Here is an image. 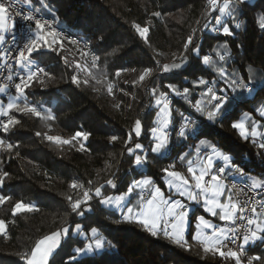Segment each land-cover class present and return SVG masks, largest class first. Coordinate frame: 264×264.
<instances>
[{
    "label": "trees",
    "instance_id": "16d2710c",
    "mask_svg": "<svg viewBox=\"0 0 264 264\" xmlns=\"http://www.w3.org/2000/svg\"><path fill=\"white\" fill-rule=\"evenodd\" d=\"M22 1L88 40L98 56L101 78L116 80L113 91L120 87V94L109 96L82 79L74 56L79 54L72 49L45 47L32 55L48 74L35 80L18 103L35 107L40 115L13 109L11 115L19 123L10 126L7 133L0 129V140L4 141L0 146V175L8 173L0 185V195L10 197L0 205V220L5 221V232L0 233V264H25L21 256L30 254L38 240L65 227L70 233L50 264H72L69 258L75 248L91 241L93 227L113 246L106 244L100 254L78 256L75 264H236L234 258L205 252L204 245L192 238V221L185 237L188 243L180 246L162 234L154 237L139 224L125 221L120 211L105 207L94 193L103 185L104 196L122 195L134 180L147 177L170 194L163 169L182 166L179 157L203 141L229 155L232 165H241L252 177L264 180V149L257 139L242 138L232 126L246 113L264 123L255 110V105L264 101V0H232L234 16L225 21L231 35L212 31L220 7L213 9L209 0ZM136 25L149 29L145 39ZM189 36L193 43L186 51ZM205 55L214 60L223 56L220 69L244 83L251 81L255 92L234 94L220 81L219 68L204 63ZM185 57L180 69L161 73L159 67L139 83L145 69H154L159 63L170 66ZM123 71L124 83L116 75ZM73 76L79 83L72 82ZM200 79L216 81V93L228 97L227 110L214 121L192 106L207 90V85L198 83ZM169 85L180 94L175 95ZM185 88L189 89L187 99ZM160 93L172 100L169 151L162 155L151 152L154 141L150 138L157 114L154 104ZM41 112L51 115V125ZM181 113L195 121V128L177 144V134L185 124ZM137 120L142 125L139 137L134 131ZM77 131L89 134L84 148L74 142L65 145L47 139L58 136L71 140ZM113 136L117 139L112 140ZM9 143L13 145L10 151L6 148ZM136 143L143 145L142 150H134L146 158L142 166H135L134 155L128 153ZM109 179L116 189L107 185ZM73 182L78 185L75 189L71 187ZM85 191L92 199L82 203L85 212L81 216L72 212L69 197L73 202L83 200ZM130 199L136 201V192ZM18 202L34 209L13 214ZM199 209L195 208L190 217L197 211L205 215ZM77 224L81 226L79 231ZM262 247L261 243L246 250L250 257L262 258L256 261L259 264H264Z\"/></svg>",
    "mask_w": 264,
    "mask_h": 264
},
{
    "label": "snow or ice",
    "instance_id": "6c2138e0",
    "mask_svg": "<svg viewBox=\"0 0 264 264\" xmlns=\"http://www.w3.org/2000/svg\"><path fill=\"white\" fill-rule=\"evenodd\" d=\"M209 3L213 6L217 4V0H209ZM228 7L227 4L224 7L220 8L219 11L223 13ZM37 11H39L37 9ZM20 15V13H16ZM154 15H159L155 13ZM230 15V13H229ZM23 22H25L24 27L28 29L27 41L23 43L22 46L17 45L16 52L18 53L16 57V64L25 69H29L27 75H21L19 82L15 84V91L17 93L16 97H13L10 102L7 103V107L0 108V116L8 117L7 120L0 121V126H2L3 132L7 133L10 126L19 123L18 120L9 116V112L13 109L17 111L34 113L36 116L40 115V112L37 111L35 107H29L25 104L24 107H21V104L17 102L20 97L25 96V90L32 86V81L37 76V72H43L42 68L37 70H30V66L33 61L30 59L34 53H38L40 50L47 48H52L54 44L59 43L58 33L55 29H52L48 21L45 19L35 18L33 15H23ZM34 21V23H33ZM215 23L217 25L221 24L219 16L216 17ZM136 31L141 37L146 38V34L149 32L147 27H141L136 25ZM207 27V25H205ZM239 27V25H237ZM15 30L16 23L11 15V5H7L4 2H0V42H4L6 35L11 33L12 39L15 40ZM213 31H216L214 28ZM222 34L231 35L230 29L225 24L222 28ZM193 43V37L189 36L187 43H185V50H189V45ZM54 50V49H53ZM193 51H196L193 49ZM185 58H182L180 63H173L172 65H164V72H171L174 69H180L183 65ZM224 57L221 56V60ZM205 64L209 62V57L205 55L203 57ZM77 67H80L77 65ZM151 69H145L144 73L139 77L141 81L149 75ZM117 76L120 75L119 72L116 73ZM219 75L222 82L226 85L228 89H231L233 92L237 90V87L252 93L255 92L254 85L251 81L249 83H243L242 80L238 81L235 77V74H232V78H228L223 70H220ZM11 78V77H9ZM73 83H79L76 76L72 77ZM43 83V81H40ZM87 83V81H84ZM200 85H207L208 81L205 79H200L198 81ZM213 85L217 82L213 81ZM172 88V91L179 95L178 89L174 86L169 85ZM4 88H0V92H4ZM112 89L109 88L111 93ZM155 91V90H153ZM184 98L187 99V94L189 89L185 88L183 90ZM161 99L155 101L156 105L163 106L160 108V113L164 114L163 127L151 128V139L154 141V145L151 148V152L154 154H160L163 150L166 149L169 139V131L165 129L168 128L169 119L171 112L169 110V104L167 102V94L160 93ZM214 101L215 103L211 105L212 110L207 111V119L209 121H214L217 116L227 110V105L229 103L228 97L226 94L217 95L216 89L214 87H207V92L202 93V100H197L193 106L195 112L203 114L206 111V102ZM184 119L185 124H183L179 129V136L185 137L186 130L188 125H194L195 121L190 120L189 117L184 116L183 113L180 114ZM247 115V114H245ZM264 115V113H262ZM233 128L239 130V134L242 138L248 139V133L245 128L244 122H235L233 123ZM142 125L139 120L135 123V135L139 137L141 135ZM39 135V133H37ZM89 134L81 131H77L71 140L61 139L58 136H48L47 139L50 141H55L61 144H71L74 140L82 138L84 141H87ZM252 136H255V131L252 132ZM117 137L113 136L112 140H116ZM132 140L131 133L129 134V143ZM4 145V141L0 140V146ZM259 147L264 149V143H260ZM7 150H11L13 145L11 143L6 145ZM81 148H84V145H81ZM143 145L136 143L134 149L132 147L128 148L129 155H134V165L142 166L145 163L146 158L141 155L135 154L134 150H142ZM213 153L215 157H221V153L216 151L213 148ZM224 161H228V156L222 157ZM187 171L191 174L189 179L179 171L170 170L169 168L163 169L164 176L167 179L164 181V184L168 189L171 190L170 194H166L161 187L156 186L154 181L151 178H142L134 180L127 187V191L122 195L117 196H104L102 193L103 185L95 188V197L100 198V203L106 206H112L121 209L122 217L125 221L133 222L139 224L143 227L148 233L152 236H160L161 234L170 239L173 243L186 246L188 241L185 238L186 225L188 224L189 213L186 210V205L181 201L175 199L176 195H179L182 198L187 200L200 203L203 202V207L206 212L209 213L212 217H218L221 221H229L235 223L236 221L246 222V234L243 236V244L241 245V251L244 245H247L250 241H255L257 239H264V236L258 235L264 233V211L258 212L255 206L249 207L248 201H244L243 204L239 202H233L232 198V189L228 188L223 181V174L225 173V167L221 166L214 171V157L207 156L206 160L199 164L198 171L192 166V162L189 161V166ZM236 172L241 173L239 168L235 169ZM8 175L7 172H4L0 175V185L3 184L4 177ZM210 179H206L209 177ZM91 183V182H89ZM107 185L112 189H116L117 185L112 179L107 181ZM73 189L77 188L78 185L76 182L71 184ZM82 187V185H81ZM234 187V186H233ZM253 189L264 190V182H257L253 180L252 182ZM138 190V191H137ZM133 192L137 194V201L133 204L130 199ZM226 197V202H222L221 198ZM10 197L0 195V204L4 203ZM92 199L88 191L83 193V200L77 199L74 202L72 198L69 197L70 207L72 212L78 215H84L85 210L81 208L82 203H87ZM257 202L253 200V204ZM132 205V206H129ZM259 207L264 209V202H259ZM33 206L25 204L23 202H18L13 208V214L20 211H32ZM90 210V209H88ZM201 225L206 229H212V235L210 237H201L200 228ZM80 225H76V230H80ZM5 230V221L0 220V233ZM233 236L236 235L238 229H229ZM70 233V229L65 227L61 230L52 232L50 235L44 236L42 239L38 240L34 247L31 249L30 254L26 253L21 256V259L25 261V264H50V258L61 246V242L66 238ZM92 239L90 242L85 244L83 247H77L74 250V254L69 258L72 264H75L76 258L78 256H87L89 254H100L104 251L106 244L108 247H112L111 241H106L98 235V229L93 227L91 229ZM196 240H201L204 245L205 252L218 253L221 257L224 258H234L236 264H241L240 252L234 250L224 251L223 248L226 247L224 244L225 240L231 239L224 228H216L209 221L206 220L203 216L199 217V223L196 224V234L192 237ZM235 243V240H232ZM262 258L260 256H252L248 258L247 264H253V261H260Z\"/></svg>",
    "mask_w": 264,
    "mask_h": 264
},
{
    "label": "built area",
    "instance_id": "2783aa9c",
    "mask_svg": "<svg viewBox=\"0 0 264 264\" xmlns=\"http://www.w3.org/2000/svg\"><path fill=\"white\" fill-rule=\"evenodd\" d=\"M0 2H4L6 6L9 4L11 5V15L16 23L15 40L12 39V34L9 33L7 34L4 43L0 45V88L5 89L4 92L0 93L3 94L4 99L8 100L17 94L15 91V84L19 82L21 75L26 76L27 72L29 71V69L19 67L15 62L18 55L16 52L17 45L22 46L23 43L27 41L28 29L24 27L25 22L22 20L23 15L31 14L35 18L47 20L51 28L55 29L58 33L59 43L54 44L55 46H58L62 49H65L66 46H76L83 49L86 55L96 61V53L94 52L90 42L84 37L72 33L67 28L60 27L53 19L45 16L40 11H37V9L27 5L22 0H0ZM16 13H20V15H16ZM30 59L33 61L30 66V70L34 71L40 68L44 70L43 72H37V76L34 79L44 77L48 74L44 66L34 61L32 57H30ZM4 119L5 117L0 116V121H4ZM208 155V152H200V159L204 158L205 160ZM221 166V163L215 164L214 171ZM236 168H239L243 174L236 172ZM225 169L226 171L223 174V181L228 188L232 189L231 195L233 202H239L243 204L244 201H248L249 207L255 206L258 212L264 211V209L259 207V202H264V190L252 188V176L241 165H232L230 167H226ZM206 179H210V176L206 177ZM262 182H264V180H262ZM253 200H255L257 203L253 204ZM233 228L238 229V232L235 236H233L231 231L228 232L227 235L231 239L224 241L226 247L223 249L225 251L234 250L240 252L241 263L247 264L248 258L250 256L247 254V249L245 246H243L241 251L243 236L246 234V222H231L229 229ZM233 239L235 240V243L232 242Z\"/></svg>",
    "mask_w": 264,
    "mask_h": 264
},
{
    "label": "rangeland",
    "instance_id": "374dc122",
    "mask_svg": "<svg viewBox=\"0 0 264 264\" xmlns=\"http://www.w3.org/2000/svg\"><path fill=\"white\" fill-rule=\"evenodd\" d=\"M222 1V3L221 4H219V2H220V0H217V4L215 5V6H213V5H211L210 3H209V5L213 8V9H215L216 7H220V8H222L223 7V3L224 2H226V1H230V0H221ZM235 9V7L233 6V10L231 9V7H227L226 9H225V11L223 12V13H221V16H223V15H226V14H228V18H230V17H233L234 16V14H233V12L235 11L234 10ZM229 13H230V15H229ZM233 14V15H232ZM215 29H216V31H214L215 33H221L220 32V27H215ZM212 31H213V29H212ZM147 35V34H146ZM142 38H144L145 39V37H142ZM53 46H55V45H53ZM47 48V47H46ZM62 49V48H61ZM74 50V52H78L77 54H79V55H74L75 56V58H76V66L77 65H79L80 67H77V71H78V74H79V76L82 78V79H84V80H87V81H91L94 85H96L97 87H99V88H102L105 92H106V94H108L109 96L110 95H114V96H117L118 94H120L119 92H120V87H119V89H116V91H113L114 90V87H115V85L117 84V81L116 80H111V79H109V78H101V76H100V74H99V70H100V64H99V60H98V56L96 55V61H94L93 59H91L88 55H86L85 53H84V51H83V49H81V48H78V47H76V46H66V48L64 49V50H67V51H69L70 52V50ZM221 61H223V60H220V59H216V60H214V59H212L211 57H209V62H208V64L209 65H215V69H218L219 68V70H223L224 71V69H220L221 68ZM95 65H97V66H95ZM164 65H166L165 63H159L158 64V66H156V68H154V69H151V72L149 73V75L148 76H146L145 77V79L144 80H146V79H149L151 76H152V74L154 73V71H155V69H157V68H159L160 67V72L161 73H163L164 72ZM153 70V71H152ZM225 72V71H224ZM120 73V75H119V80L121 81H123L124 80V78H123V76L125 77V73H124V71L123 72H119ZM226 73V72H225ZM47 76V75H46ZM45 77V76H44ZM44 77H41V78H38V79H42V78H44ZM123 78V79H122ZM228 78L229 79H231L232 78V76H229L228 75ZM38 79H34L31 83H33L35 80H38ZM237 79H238V81H240V78L239 77H237ZM124 81H126V80H124ZM124 81H123V83H124ZM220 81H222L221 80V77H220ZM142 81L140 80V82L139 83H141ZM244 83V82H243ZM198 85V84H197ZM111 87V89H112V91H111V93L109 92V88ZM133 87H135V84L133 85ZM207 87H214L215 88V86L213 85V83H208L207 84ZM173 92V91H172ZM205 92H207V90L205 91ZM205 92H203V93H205ZM175 95H176V93L175 92H173ZM234 94H238V93H243V94H251V93H249V92H247V91H245V90H243V89H241V88H239V87H237V90L235 91V92H233ZM217 95H219L218 93H216ZM17 96V94H15L13 97H16ZM128 97V93H126V96H125V98H127ZM21 98L22 99H24L25 97H20L19 99L21 100ZM10 99H12V98H10ZM18 99V100H19ZM157 99H161V97H160V94H159V97L157 98ZM156 99V100H157ZM17 100V101H18ZM198 100H202V93H201V96L199 97V99ZM11 101V100H10ZM164 102H167L168 104H169V110H170V112H171V114H172V100H171V98L167 95V101H164ZM264 101H262V102H259L257 105H255V110H256V107L258 106V108L260 107V104L261 103H263ZM215 102L214 101H207L206 102V111L202 114V115H205V116H207V111H211L212 110V108H211V105L212 104H214ZM154 106H155V108H157V113H159L160 112V108L163 106V102H162V104L161 105H156V103L154 104ZM42 113V112H41ZM43 114V113H42ZM9 116H11L12 117V115H11V111L9 112ZM3 117H5V116H3ZM218 117V116H217ZM42 118L49 124V125H51V122H52V117H51V115L50 114H43L42 115ZM8 119V117H5V119L4 120H7ZM164 119H165V117H164V114L163 113H160L159 115H157L156 114V119H155V127H157V128H161V127H163V121H164ZM168 119H169V124H168V128H166L165 130L166 131H169V127H170V123H171V115H170V117H168ZM2 128V126H0V129ZM195 127H194V125H188V127H187V130H186V136H187V132L188 131H190V130H193ZM141 136V135H140ZM169 136H170V133H169ZM185 136V137H186ZM185 137H180L179 136V133L177 134V139H176V141H177V144H180V142L182 141V140H185ZM259 141V140H258ZM74 143H78L80 146L81 145H84V143H85V141L82 139V138H78L77 140H74L73 141ZM185 142V141H184ZM58 143V142H57ZM260 143H263V142H261V141H259V144ZM211 144L210 143H208V142H206V141H203V142H201V143H199V145H198V147L197 148H193V149H190V150H188V151H186V152H184L180 157H179V163L182 165V166H179V167H177V166H173L172 167V170H175V171H179V172H181V171H186L187 170V166L186 165H184V159L187 157V153L188 152H190L191 153V151L192 150H197V152L199 153L198 154V159L197 160H194L193 161V163H196L198 160H199V158H200V152H208L207 151V148L210 146ZM206 148V149H205ZM212 150V151H211ZM210 150V155H213L214 156V153H213V149H211ZM217 150V149H216ZM167 151H169V139H168V144H167V147H166V149L165 150H163L161 153H160V155H162V154H164V153H166ZM218 151V150H217ZM218 152H220L221 153V157H223V156H228L229 157V155H226V154H222V152L221 151H218ZM214 158H217V157H215L214 156ZM202 160H204V158H201ZM187 161V160H186ZM228 161H229V159H228ZM228 161H224L223 163L222 162H220L221 164H222V166L223 167H228L229 165L227 164L228 163ZM183 175H185L183 172H181ZM186 173H187V171H186ZM166 179H167V177H166ZM168 189V188H167ZM169 191H171L170 189H168ZM186 199V198H185ZM136 201H137V199H136ZM136 201H134L133 202V204L134 203H136ZM1 205V204H0ZM105 207H107V208H110V209H115V210H118V211H121V209H119V208H116V207H112V206H106V205H104ZM130 206H132V205H130ZM33 209H34V207H33ZM190 210H192V209H190ZM4 232H5V230H4ZM4 232H2V233H4ZM82 237H84L85 238V236L83 235ZM91 237H92V235H91ZM224 250V249H223ZM89 255H93V254H89ZM242 264V263H241ZM253 264H258L256 261H254V263Z\"/></svg>",
    "mask_w": 264,
    "mask_h": 264
},
{
    "label": "crops",
    "instance_id": "0c3cea01",
    "mask_svg": "<svg viewBox=\"0 0 264 264\" xmlns=\"http://www.w3.org/2000/svg\"><path fill=\"white\" fill-rule=\"evenodd\" d=\"M248 1H249V3H253L255 0H248ZM225 4H227L233 10V6L234 5H233L232 0L224 2L223 3V7H224ZM228 17H229L228 14L221 16V12H219V18L221 20V24H219V25L216 24V27H220V32L221 33H222L223 26L226 24L225 21L228 19ZM6 37H7V35H6ZM5 40H6V38H5ZM3 43L4 42H0V45H2ZM10 100L11 99H8V100L4 99L3 98V94L0 93V108H5L6 109L7 103L10 102ZM256 113L262 120H264V115H262V113H264V102L260 104L259 108H258V106L256 107ZM239 122H244L246 131L248 133V137L255 138V139H257V140H259V141L264 143V123H262L261 121H259L256 118H254L251 114H247V115L244 114ZM253 131H255V136L254 137L252 136V132ZM213 148H215V147L212 146V145H210L207 148V151L209 153L208 156H213V155H210V150L213 149ZM198 154L199 153L195 149L192 150L191 153L190 152L187 153V157L184 159V162H185L184 165L187 166V169H188V166H189V161H191L192 162V166L198 171L199 164H201L202 162H204L206 160V159L202 160V159L199 158V160L196 163H193L194 160L198 159ZM220 162H222V163L224 162L222 157L214 158V165L217 164V163H220ZM227 164L229 165L228 167L232 166V162H231V157L230 156H229V161H228ZM186 171H181V172H183V173L185 172L184 173L185 176L190 179L191 178V174L188 171L186 173ZM253 180H256L257 182H262L261 180H259L258 178L254 177V176L252 177V182H253ZM176 196L177 197L175 199L181 200L186 205V210L189 213V217H188V221L189 222L186 225L185 237H186V233H187V231H188V229L190 227L191 221L193 222V225H194V236H195V234H196V224L199 223V217H201V216H203L206 220H209L214 225V227H216V228H224L226 230V233L228 234L229 231H227V230H229V226H230L231 222H229V221H221V220H219L218 217H212L209 213L206 212L205 208L203 207L202 200H201L200 203H196V202L187 200L185 198H182L179 195H176ZM221 200H222V202H226V197H222ZM197 207L200 208L199 210H201L206 216L201 214L199 211H197L196 212V216L191 218L190 217V213L193 210H195V208H197ZM190 209H192V210H190ZM200 233H201V237L202 238L210 237L212 235V229H206V228H204L201 225ZM258 235L264 236V233H260ZM196 241L201 243V244H203L201 240H196ZM261 243L263 244L262 249L264 250V239H257L255 241H250L247 245H244V246H245L246 249H248V248H251V247H253V246L257 245V244H261Z\"/></svg>",
    "mask_w": 264,
    "mask_h": 264
}]
</instances>
